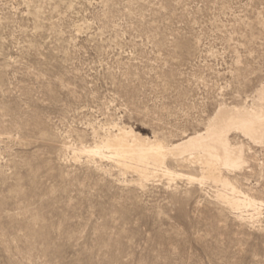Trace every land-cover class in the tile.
<instances>
[{
    "label": "rangeland",
    "instance_id": "rangeland-1",
    "mask_svg": "<svg viewBox=\"0 0 264 264\" xmlns=\"http://www.w3.org/2000/svg\"><path fill=\"white\" fill-rule=\"evenodd\" d=\"M262 87L264 0H0V264H264V143L229 133L241 214L190 161L140 186L86 153L121 127L172 144Z\"/></svg>",
    "mask_w": 264,
    "mask_h": 264
},
{
    "label": "bare ground",
    "instance_id": "bare-ground-1",
    "mask_svg": "<svg viewBox=\"0 0 264 264\" xmlns=\"http://www.w3.org/2000/svg\"><path fill=\"white\" fill-rule=\"evenodd\" d=\"M231 131L242 133L247 137L246 139H250L254 143H264V87L258 90L250 107L247 105L244 107L222 106L211 117L204 132L195 133L172 144H166L157 138L144 139L139 134H135L133 130L121 127L114 132L109 130L108 134H104L105 137L101 142L87 150L86 153L90 159L97 156L104 158L109 153L110 159L117 165L116 167L121 170L133 169L137 173L140 186H143L144 182L148 181L158 169H164L166 176L180 177L181 175L168 169L167 165L165 167L169 158L179 164L188 161L195 163L198 165L200 175L198 178L189 177V180L199 183L198 185L212 182L222 187L221 191L223 192L217 189L220 192L217 193L216 199L229 207L234 214L243 206L254 208L257 201L251 196L244 197V193L242 194L243 200H240L237 194L241 188L239 187L238 190L235 183L226 175L228 172L242 170L247 163L245 147L230 141L229 133ZM62 149L63 151L67 150L65 146ZM76 156L78 155L76 154ZM90 159L88 160L90 161ZM100 160L103 163V159Z\"/></svg>",
    "mask_w": 264,
    "mask_h": 264
}]
</instances>
